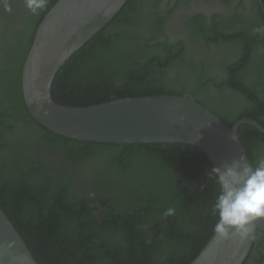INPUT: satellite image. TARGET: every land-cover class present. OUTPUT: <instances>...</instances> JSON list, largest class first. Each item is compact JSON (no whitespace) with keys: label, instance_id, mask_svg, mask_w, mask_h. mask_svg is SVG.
<instances>
[{"label":"trees","instance_id":"16d2710c","mask_svg":"<svg viewBox=\"0 0 264 264\" xmlns=\"http://www.w3.org/2000/svg\"><path fill=\"white\" fill-rule=\"evenodd\" d=\"M57 1L46 0L35 14L24 0H9L10 12L0 4V209L37 264H191L214 235L212 206L221 190L202 150L180 143L79 142L49 132L29 115L22 67L36 28ZM135 1L60 68L51 86L56 104L186 96L230 128L244 119L264 128V49L254 53L264 48V36L253 31L264 26L258 3L240 27L232 21L207 29L190 21L191 41L238 44V53L212 78L201 58L186 53L183 40L163 34L162 17L143 20ZM211 90L220 97L225 90L237 94L227 96L235 102H224L226 114L207 102ZM237 135L256 167L264 159V133L245 124ZM169 208L175 214L165 216ZM251 259H264L262 232L243 264Z\"/></svg>","mask_w":264,"mask_h":264},{"label":"water","instance_id":"95a60500","mask_svg":"<svg viewBox=\"0 0 264 264\" xmlns=\"http://www.w3.org/2000/svg\"><path fill=\"white\" fill-rule=\"evenodd\" d=\"M128 0H58L36 28L21 72L24 105L32 119L49 132L79 142L108 145L180 143L202 150L221 171L240 157L252 163L239 140L241 125L231 128L186 96L125 98L89 107L56 104L53 80L66 61L100 32ZM264 220L245 239L210 238L191 264H243ZM0 264H37L20 235L0 209ZM264 264V259L261 262Z\"/></svg>","mask_w":264,"mask_h":264},{"label":"flooded vegetation","instance_id":"af4514ba","mask_svg":"<svg viewBox=\"0 0 264 264\" xmlns=\"http://www.w3.org/2000/svg\"><path fill=\"white\" fill-rule=\"evenodd\" d=\"M257 3L264 13L263 0H228L227 3H224V0H136L134 7L136 12L142 14L143 20L146 16L151 19H154L156 15L162 17L161 30L163 34L170 40H183L186 53L193 55L196 60L201 58L207 72L213 78L220 74L219 70L223 63L238 53V44L219 42L204 47L202 39L191 41L188 34L194 25L190 21L197 20L207 29H211L213 23L222 27L223 24L227 25L232 21H239L240 27L245 21L251 20L252 11ZM1 26L0 20V28ZM263 49L261 46H257L254 53L261 54ZM217 94V91L211 90L204 96H206L207 102L215 105L221 114H226L224 102L234 103L235 101L228 97L238 98V96L237 94L232 95L229 90H225L226 96L220 97ZM224 97L227 100L221 101L220 99ZM246 264H255V262L251 259Z\"/></svg>","mask_w":264,"mask_h":264},{"label":"clouds","instance_id":"9594fccd","mask_svg":"<svg viewBox=\"0 0 264 264\" xmlns=\"http://www.w3.org/2000/svg\"><path fill=\"white\" fill-rule=\"evenodd\" d=\"M25 7L33 14L46 5V0H24ZM5 11H11L9 0H0ZM253 31L264 35V26ZM208 175H216L220 192L212 206V213L217 216L213 231L220 240L232 237L247 239L253 232L255 223L264 220V159L256 167H251L240 157L223 171L219 167L211 169ZM175 214L169 208L165 216Z\"/></svg>","mask_w":264,"mask_h":264}]
</instances>
